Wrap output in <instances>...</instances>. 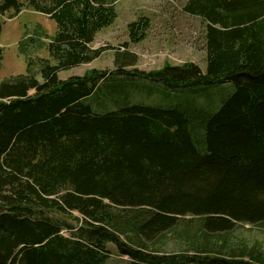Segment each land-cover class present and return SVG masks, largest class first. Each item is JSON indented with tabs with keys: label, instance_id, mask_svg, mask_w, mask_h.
<instances>
[{
	"label": "trees",
	"instance_id": "obj_1",
	"mask_svg": "<svg viewBox=\"0 0 264 264\" xmlns=\"http://www.w3.org/2000/svg\"><path fill=\"white\" fill-rule=\"evenodd\" d=\"M118 1L0 0V34L24 3L57 25L42 81L29 60L26 75L0 83V264H104L108 244L130 264H264L256 246L228 244L238 225L264 224V0H185L206 23V72L186 63L145 74L173 92L233 85L201 117L200 143L181 104L131 102L120 82L106 93L116 108L97 111L85 100L109 74L59 78L101 57L91 44L115 23ZM149 28L147 18L129 23L131 42ZM115 56L117 76L137 64ZM2 57L0 46V66ZM172 231L180 252H156Z\"/></svg>",
	"mask_w": 264,
	"mask_h": 264
},
{
	"label": "rangeland",
	"instance_id": "obj_2",
	"mask_svg": "<svg viewBox=\"0 0 264 264\" xmlns=\"http://www.w3.org/2000/svg\"><path fill=\"white\" fill-rule=\"evenodd\" d=\"M43 6H50V2H43ZM185 0H119L116 3L117 19L114 24L103 29L91 44L92 49L104 48L105 51L95 61L70 70L61 71L59 78L68 80L73 77H82L92 70L104 71L108 78L101 83V88L86 104H96L97 111L115 109L114 102L106 94L111 84H121L124 91L130 96L131 102H141L149 105H179L187 107L192 118V130L197 142H202L204 124L201 117L215 112L223 101L233 93L232 84L209 86L193 91H171L162 83L146 79L145 74L160 70L164 65L183 66L186 63H195L205 73L207 69V53L205 50V21L184 11ZM147 18L150 28L147 36L140 43L130 40L128 24L139 19ZM57 31L55 21L46 13L36 11L24 3L20 12L9 11L2 17V32L0 46L3 57L0 66V83L16 76L27 74V65L34 61L31 72L42 81L40 75L41 59H50L47 44ZM28 39V40H27ZM25 40L22 52L20 42ZM129 53L137 58L134 67L122 70L117 76L115 72V53ZM116 99V98H115ZM105 108V109H104ZM197 219L187 217L185 222H192L195 226ZM185 224L181 226L183 228ZM196 228V226L194 227ZM263 225H238L228 236L229 245L233 242L245 243L249 248L256 246L264 258ZM177 230V229H176ZM178 232V230H177ZM174 231L168 233L163 240L160 251L158 245L150 244V251L162 254L175 255L181 247L176 241ZM107 249L111 256L104 264H130L127 257L118 254L114 244H108Z\"/></svg>",
	"mask_w": 264,
	"mask_h": 264
},
{
	"label": "crops",
	"instance_id": "obj_3",
	"mask_svg": "<svg viewBox=\"0 0 264 264\" xmlns=\"http://www.w3.org/2000/svg\"><path fill=\"white\" fill-rule=\"evenodd\" d=\"M262 232H264V228H262V230H261Z\"/></svg>",
	"mask_w": 264,
	"mask_h": 264
}]
</instances>
